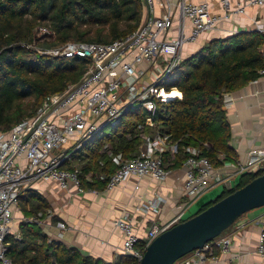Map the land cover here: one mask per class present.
Instances as JSON below:
<instances>
[{
    "label": "built area",
    "instance_id": "obj_1",
    "mask_svg": "<svg viewBox=\"0 0 264 264\" xmlns=\"http://www.w3.org/2000/svg\"><path fill=\"white\" fill-rule=\"evenodd\" d=\"M143 1L147 9L146 21L140 30L124 39L111 44L68 42L55 49L35 48L41 55L67 59L79 57L88 59L90 64L78 84L70 86L62 94L47 98L34 117L24 120L9 132L0 130V264H16L8 256L7 239L9 236L20 238L19 230L15 228V211L24 190L33 189L42 182H55L68 192L75 188L78 193H85L79 170H69L65 166L72 162L74 153L103 130L120 125L135 106H141L151 115L147 124L138 126V137L142 141L139 151L130 158L123 154L112 156L116 171L110 175L102 174L99 179L107 182L105 191L108 192L133 178L164 182L172 173L166 167L164 157L175 158L179 145L157 132L147 133L148 128L156 127L154 117L159 105L170 101L162 96L163 92H168L159 84L180 66L185 45L217 30L222 21L233 15H245L248 7L264 8V0H243L235 10L230 8V0H219L223 14L215 15L211 11V0H179L175 4L179 23L177 33L173 35L172 1ZM157 5L162 9L161 15H157ZM254 24L255 31L264 34V25ZM37 36L47 41L56 37L45 25L37 28ZM259 74L263 77L264 69ZM229 97L230 94L225 95L224 109ZM69 145L72 146L67 147ZM183 151L188 156L182 165L185 175L182 193L191 201L219 185L233 189L236 177L264 174V146L250 150L247 158L226 174L207 157L200 156L197 148L184 147ZM138 188L135 187L136 190ZM165 203L161 198L142 201L134 211L144 216L156 214ZM185 213L182 210L166 223H153L142 240L131 212H124L114 221V227L123 235L122 255L130 256L135 264H140L150 244L185 221ZM25 219L39 225L43 222L37 218ZM231 244V237L221 235L176 264L215 262V251L228 254ZM258 253L264 257V217Z\"/></svg>",
    "mask_w": 264,
    "mask_h": 264
},
{
    "label": "trees",
    "instance_id": "obj_2",
    "mask_svg": "<svg viewBox=\"0 0 264 264\" xmlns=\"http://www.w3.org/2000/svg\"><path fill=\"white\" fill-rule=\"evenodd\" d=\"M146 17L143 0H0V130L9 132L34 117L47 98L78 84L90 64L79 57L41 55L35 48L55 49L68 42L111 44L140 30ZM42 25L55 33L54 40L38 38L37 28ZM262 69L264 34L239 32L208 42L161 81L159 85L168 93L177 90L182 94V99L160 104L154 117L156 127L147 129L178 143L175 158L164 157L168 169L182 168L188 156L184 147L197 148L200 156L207 157L217 168L236 161L230 146L225 95L261 78ZM129 114L133 119L127 118ZM150 117L144 108L135 106L120 125L106 128L83 146L65 168L79 170L82 187L105 191L107 182L100 180V175L116 171L112 156L123 154L130 158L138 153L142 143L138 126L147 124ZM75 160H79L80 167L73 166ZM255 178L240 176L238 184L226 189L215 202ZM19 207L25 218L39 220L51 209L35 189L24 190ZM19 234L20 238L7 239L8 256L16 264H135L126 255L112 263L86 256L51 240L36 222H22Z\"/></svg>",
    "mask_w": 264,
    "mask_h": 264
},
{
    "label": "crops",
    "instance_id": "obj_3",
    "mask_svg": "<svg viewBox=\"0 0 264 264\" xmlns=\"http://www.w3.org/2000/svg\"><path fill=\"white\" fill-rule=\"evenodd\" d=\"M171 1L175 18L172 34L176 35L179 12L175 4L179 0ZM242 1L230 0V8L235 10ZM211 6L213 14H223L219 0H211ZM156 8L157 15H161V7L157 5ZM255 22L264 25V8L248 7L245 15H233L230 19L222 21L217 30L207 32L198 41L185 45L181 51L182 59L195 55L212 40L227 38L236 32L255 31ZM225 110L231 131L230 146L236 159L220 167V170L226 174L243 162L250 150L264 146V76L231 93ZM184 178V171L179 168L172 170L171 175L164 182L133 178L110 192H99L83 187L85 193H78L75 188L68 192L61 189L58 183L42 182L33 189L47 199L51 207L49 211L51 215H47L39 227L51 240L76 248L86 256L112 263L122 255L123 235L114 227V221L124 212H131L137 233L143 240L153 223H166L182 210L186 212L185 218H192L204 206L214 203L227 189L215 200L213 198L220 193L218 190H221L219 187L222 185L191 201L182 193ZM237 179L239 180V177H236L234 182ZM136 186H139L137 190ZM160 198L166 203L159 213L146 216L135 213L134 208L142 201ZM18 210L15 211L17 229L23 215L20 212L21 216H19ZM263 217L264 210L261 208L241 217L223 234V237L232 238L230 253L222 254L216 250L217 260L209 264H264V257L258 253Z\"/></svg>",
    "mask_w": 264,
    "mask_h": 264
},
{
    "label": "water",
    "instance_id": "obj_4",
    "mask_svg": "<svg viewBox=\"0 0 264 264\" xmlns=\"http://www.w3.org/2000/svg\"><path fill=\"white\" fill-rule=\"evenodd\" d=\"M263 207L264 174L161 234L146 249L140 264H176L223 235L245 214Z\"/></svg>",
    "mask_w": 264,
    "mask_h": 264
},
{
    "label": "rangeland",
    "instance_id": "obj_5",
    "mask_svg": "<svg viewBox=\"0 0 264 264\" xmlns=\"http://www.w3.org/2000/svg\"><path fill=\"white\" fill-rule=\"evenodd\" d=\"M38 38H41V36H38ZM43 40V39H42ZM127 118L128 119H133V115L132 114H129L128 116H127ZM126 118V119H127ZM148 134H150L151 135V133L150 132H147ZM72 145H69V146H67V147H71ZM78 153L76 152V153H74V155H77ZM73 166H76V167H80V165H79V160H75V161H73ZM238 180V179H237ZM237 180H235V182L233 183L235 186L238 184V182H239V180L237 181ZM219 188H221V190H218V192H220L219 194H217L214 198H213V200H215L216 198H217V196H219L221 193H222V191H224L225 189H226V187L224 186V185H222V186H220ZM217 192V193H218ZM212 201V200H211ZM18 211H19V216H21V214H20V207H18ZM261 209H263L264 210V207L263 208H261ZM257 210V209H256ZM259 210V209H258ZM188 218H185V220H187ZM26 219H25V217L22 215L21 216V221H25ZM21 223V222H20ZM233 227V226H232ZM17 229V228H16ZM17 230H19V227H18V229ZM227 232V231H226ZM225 234V233H224ZM50 238V237H49Z\"/></svg>",
    "mask_w": 264,
    "mask_h": 264
},
{
    "label": "bare ground",
    "instance_id": "obj_6",
    "mask_svg": "<svg viewBox=\"0 0 264 264\" xmlns=\"http://www.w3.org/2000/svg\"><path fill=\"white\" fill-rule=\"evenodd\" d=\"M168 94L166 92H163L162 96H165L168 100H173L175 98H180L182 96L181 93H179L177 90H174Z\"/></svg>",
    "mask_w": 264,
    "mask_h": 264
}]
</instances>
